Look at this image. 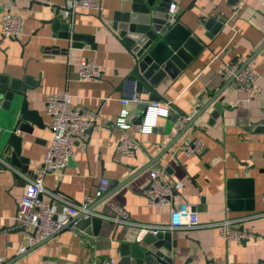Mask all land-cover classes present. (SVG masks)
<instances>
[{"label": "crops", "instance_id": "1", "mask_svg": "<svg viewBox=\"0 0 264 264\" xmlns=\"http://www.w3.org/2000/svg\"><path fill=\"white\" fill-rule=\"evenodd\" d=\"M74 1L0 0V19L10 12L23 21V35L18 39L0 33V73L29 78L35 87L28 91L29 108L41 116L43 125L30 124L31 135L18 133L23 138L22 156L32 172L15 170L19 180L26 185L39 177L52 139L46 95L68 93L83 115L95 117V124L84 140L75 142L68 166L41 178L45 189L41 198L51 204L58 220L67 218L63 201L81 203L102 177L110 181V188L90 206L93 211L109 214L111 206L119 205L134 223L167 225L172 206H152L144 194L150 172L157 171L172 183L174 204L193 205L201 225L171 231L176 242L172 264L263 263L264 0H250L240 8L237 0H175L172 11L182 15L204 47L191 64L173 78L167 76L156 89L164 98L159 101L162 106L169 103V115L157 118L150 133L142 131L145 114L134 104L128 106L133 118L130 129L115 125L125 93L136 90L143 100L151 101L149 94L138 92L136 82L127 79L134 58L103 24L119 9L121 0H99L100 11L75 9ZM56 17L60 22L50 23ZM210 19L214 22L206 27ZM75 34L85 39H72ZM74 42L81 47H72ZM86 59L102 67L101 79H79L78 64ZM231 63H248L256 76L252 92L234 84L224 89L228 81L221 68ZM216 96L221 109L210 106L212 110L177 138L188 124L179 131L176 120L183 114L194 119ZM198 103L201 106L196 109ZM212 111H218L217 117ZM5 127L0 118L1 131ZM125 138L139 143L134 156L117 152ZM195 140L205 145L201 155L188 156L178 150ZM231 179L243 180L231 189ZM25 185L15 184L11 170L0 172V255L8 259L7 264H106L110 259L122 264L120 248L129 242L133 227L109 221H103L97 236L62 229L19 254L27 245L16 220ZM226 220L235 221L250 237L241 242L223 239L218 225Z\"/></svg>", "mask_w": 264, "mask_h": 264}, {"label": "built area", "instance_id": "2", "mask_svg": "<svg viewBox=\"0 0 264 264\" xmlns=\"http://www.w3.org/2000/svg\"><path fill=\"white\" fill-rule=\"evenodd\" d=\"M250 0H237V8L244 6ZM75 9L101 10L99 0H75ZM174 4L172 5V9ZM0 33L7 39H18L23 35V21L21 17L10 12L2 14L0 19ZM103 74L102 67L91 60H82L78 64V76L80 80H99ZM221 75L226 80H233L232 84L244 87L252 92L256 76L251 68L243 67L239 63L224 64L221 68ZM134 104L140 106L144 115L142 131L150 133L159 117H168L167 106L163 107L161 102L145 101L136 90L125 93L121 99L122 109L116 121V127L122 130L130 129L133 118L128 106ZM46 113L51 119L50 129L52 139L44 155L43 165L39 177L27 183L18 204L16 220L23 228L27 245L22 247L19 254H25L30 248L46 241L53 235L60 232L65 225L74 217L83 214L84 217L99 218L115 224L133 227L139 230V236L148 234L156 235L159 232H171L174 230H188L200 227L199 217L193 205L183 202L175 205L174 187L170 181L161 178L157 171H151L144 194L150 205L167 206L171 205L170 223L167 225H146L134 223L130 220L129 213L119 205L110 207L109 214L90 211V206L99 198L103 197L110 188V181L106 178H98L92 190L84 196L79 204H72L63 201L65 204V220H58L51 208V204L41 198L45 191L42 185V176L48 173H58L64 170L73 155L75 142L84 140L91 125L95 122L92 114L83 115L74 105L72 95L68 93H50L45 97ZM201 104L196 105V109ZM190 117L178 118L175 122L177 130L183 129L189 122ZM1 132V128H0ZM140 145L133 138L123 139L116 150L118 153L134 156ZM205 145L195 140L183 143L178 150L188 156L201 155ZM264 200V197H263ZM220 236L226 241L241 242L250 237L248 232L242 231L235 221L226 220L218 225ZM8 259L0 255V264H7ZM106 264H116L110 259ZM261 264H264L261 263Z\"/></svg>", "mask_w": 264, "mask_h": 264}, {"label": "water", "instance_id": "3", "mask_svg": "<svg viewBox=\"0 0 264 264\" xmlns=\"http://www.w3.org/2000/svg\"><path fill=\"white\" fill-rule=\"evenodd\" d=\"M173 4L176 5L175 0H121L119 9L113 12L108 23L103 22L134 58V68L127 79L136 82L138 92L149 94L153 102L164 100L156 90L163 80L167 76L173 78L183 71L204 47L199 37L182 21V15L172 11ZM59 22V17L50 21L55 25ZM213 22L214 20L210 19L206 27ZM221 22L225 21L221 19ZM72 39L79 41L85 38L75 34ZM72 47L80 48L81 45L74 42ZM232 81L229 80L224 89L232 84ZM34 89L27 77L18 79L0 73V118L6 125L0 132V172L11 170L15 184L22 186L25 182L19 180L15 170L29 175H32V172L27 166L28 159L22 156L23 138L18 133L31 135L34 129L30 124L43 126L41 116L29 108L28 91ZM216 98L217 96L207 103L177 138L185 134L205 111L212 110V106L221 109L220 102H215ZM217 115L218 111L212 113L213 117ZM242 180L231 179L229 187L232 189L236 182ZM89 210L93 211V207ZM102 223L103 220L99 218H86L80 214L72 218L63 229L97 236ZM130 232L133 235L129 242L120 248L122 264L173 263L172 248L176 247V242L172 241L171 232H159L143 237L139 236V230L136 228H130Z\"/></svg>", "mask_w": 264, "mask_h": 264}]
</instances>
